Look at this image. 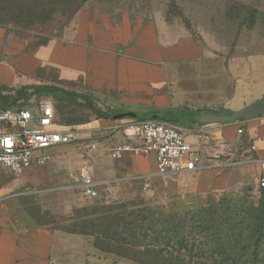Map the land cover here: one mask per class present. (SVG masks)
<instances>
[{
	"label": "crops",
	"instance_id": "0c3cea01",
	"mask_svg": "<svg viewBox=\"0 0 264 264\" xmlns=\"http://www.w3.org/2000/svg\"><path fill=\"white\" fill-rule=\"evenodd\" d=\"M49 79H54V85L92 93L106 106L133 114L115 120L98 118L92 130H101L102 135L86 137L97 145L94 152L99 151L93 156L98 192L122 180L118 178L122 175L137 174L138 181L144 182L156 174L155 157L141 154L139 144L138 150L121 160L112 157L116 145L129 141L127 126L151 115H170L199 154L198 169L184 175L197 193L239 194L251 187L260 192L256 189L259 167H234L233 163L253 142L264 138V115L235 124H221L217 118L264 102V55L226 59L190 37H176L164 21L138 30L130 21L117 23L84 6L70 41L55 43L49 54L43 50L16 53L0 35V86L47 85ZM242 126L245 133L239 135ZM4 131L0 124V133ZM200 132L208 133L210 141L201 144ZM256 143L257 151L251 157L264 160V141ZM75 146L82 147L70 144L47 150L50 162L20 176L8 179L5 175L12 174L0 172V264H61L64 253L67 260L73 252L77 256L72 243L78 242V235L48 229L21 203L42 192L31 190V181L70 180L59 172L71 162Z\"/></svg>",
	"mask_w": 264,
	"mask_h": 264
},
{
	"label": "rangeland",
	"instance_id": "374dc122",
	"mask_svg": "<svg viewBox=\"0 0 264 264\" xmlns=\"http://www.w3.org/2000/svg\"><path fill=\"white\" fill-rule=\"evenodd\" d=\"M32 6L40 7L38 15L29 12ZM85 6L114 22L130 21L138 30L164 21L176 37H190L226 59L264 55V0H90ZM75 8L73 0H0V35L16 53L49 54L55 43L70 41L78 16ZM48 82L56 84L54 79ZM45 101L54 106L58 129H78L92 138L102 135L92 130L98 118L80 104L34 97L27 106L38 110ZM100 105L106 106L102 100ZM78 120L81 125H68ZM99 143L101 147L102 139ZM75 149L71 162L59 172L70 180L31 181V190L42 192L21 200L25 210L48 229L64 234L84 221V211L95 208H119L128 221L120 230L125 243L115 244L120 245L117 252L98 250L94 237L76 234L72 248L77 256L73 252L68 261L64 253L61 264H264V191L251 187L239 194H200L187 176L153 178L146 187L137 174H129L88 199L79 187L81 172L87 169L99 180L93 166L99 151ZM253 251L258 252L255 260Z\"/></svg>",
	"mask_w": 264,
	"mask_h": 264
},
{
	"label": "built area",
	"instance_id": "2783aa9c",
	"mask_svg": "<svg viewBox=\"0 0 264 264\" xmlns=\"http://www.w3.org/2000/svg\"><path fill=\"white\" fill-rule=\"evenodd\" d=\"M0 124L5 126V131L0 133V172L12 175H22L33 166L46 165L52 159L46 151L54 147L79 144L85 152H94L98 148L78 129H58L55 109L50 101L41 103L38 110L29 107L0 110ZM126 129L131 133L129 141L116 145L112 150V157L121 160L126 153L138 150V144L141 154L153 155L157 170L154 176L145 178L146 187L150 186L154 177L184 176L198 169L199 154L188 142L185 132L175 124L144 120L133 122ZM244 133L242 126L238 134ZM210 139L208 133L198 134L201 144ZM259 141H264V138L257 139L256 142ZM256 142L250 145L247 153L233 163V166L256 164L261 170L256 189L262 191L264 160L251 157V153L257 151ZM80 190L85 198L98 197L97 182L87 169L81 172Z\"/></svg>",
	"mask_w": 264,
	"mask_h": 264
},
{
	"label": "trees",
	"instance_id": "16d2710c",
	"mask_svg": "<svg viewBox=\"0 0 264 264\" xmlns=\"http://www.w3.org/2000/svg\"><path fill=\"white\" fill-rule=\"evenodd\" d=\"M38 2L41 0H37ZM90 0H73V4L76 5L75 12L79 13L80 10ZM29 12L34 15L39 13V6H32ZM34 97H52L58 101H68L74 104H80L85 108L91 110L97 118L115 120L117 116L124 115L125 118H131L133 114L124 111H118L111 107L100 105V99L92 93L78 92L64 87L47 84V85H27L21 87L13 86H0V110L8 109H21L28 107L27 104ZM143 120H155L163 121L174 124L173 118L170 115H151L149 117L144 116ZM245 119L239 120L244 121ZM81 121H71L69 126L81 125ZM264 191V190H263ZM115 213V214H114ZM80 219H84L80 225H77L73 230L68 231L69 234H83L90 235L95 238V247L98 250L104 252H117L116 249L125 242L121 241L120 230L125 227L126 217L120 212V209H107L102 210L95 208L88 212H83ZM76 228V229H75ZM258 235H261V227L257 231ZM112 242L114 245H112ZM258 256L257 251L252 252L253 260Z\"/></svg>",
	"mask_w": 264,
	"mask_h": 264
},
{
	"label": "water",
	"instance_id": "95a60500",
	"mask_svg": "<svg viewBox=\"0 0 264 264\" xmlns=\"http://www.w3.org/2000/svg\"><path fill=\"white\" fill-rule=\"evenodd\" d=\"M264 115V102L256 103L248 106L238 112H234L231 115H223L217 118V122L221 124H235L242 119H255Z\"/></svg>",
	"mask_w": 264,
	"mask_h": 264
}]
</instances>
